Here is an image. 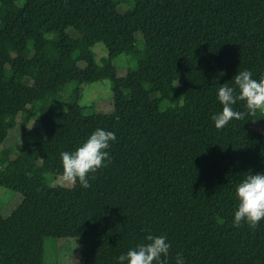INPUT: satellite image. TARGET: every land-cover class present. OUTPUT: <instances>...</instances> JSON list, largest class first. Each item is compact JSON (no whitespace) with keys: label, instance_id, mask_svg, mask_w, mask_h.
<instances>
[{"label":"trees","instance_id":"obj_1","mask_svg":"<svg viewBox=\"0 0 264 264\" xmlns=\"http://www.w3.org/2000/svg\"><path fill=\"white\" fill-rule=\"evenodd\" d=\"M130 51L137 68L120 76ZM240 70L264 74V0H0V147L31 117L46 134L17 157L0 148V186L23 198L9 216L0 205V264H46V239L64 238L120 264L148 234L166 237L168 264H264V220L233 225L236 186L264 173V112L211 119ZM105 79L113 112L89 114L84 85ZM97 128L116 140L91 186H50L60 153Z\"/></svg>","mask_w":264,"mask_h":264},{"label":"clouds","instance_id":"obj_2","mask_svg":"<svg viewBox=\"0 0 264 264\" xmlns=\"http://www.w3.org/2000/svg\"><path fill=\"white\" fill-rule=\"evenodd\" d=\"M233 79L235 87L225 83L218 89L222 111L211 117L217 129L224 128L232 120H244L246 115H254L258 110L264 112V74L257 80L253 79L251 71L240 70ZM237 101L245 103L247 112L234 110ZM115 140L114 132L97 128L74 152H61L63 181L68 185L78 181L82 187L89 188V174L107 166L105 161L110 162L111 157L106 149L110 141ZM235 194L238 205L233 225L240 227L247 223L250 228H256L264 220V173H246L236 186ZM144 239L147 243L138 244L126 255L119 256L120 264H168L170 244L166 237L148 234ZM176 264H184L181 254H177Z\"/></svg>","mask_w":264,"mask_h":264},{"label":"rangeland","instance_id":"obj_3","mask_svg":"<svg viewBox=\"0 0 264 264\" xmlns=\"http://www.w3.org/2000/svg\"><path fill=\"white\" fill-rule=\"evenodd\" d=\"M125 10L126 8H121ZM141 43V41H140ZM96 60L102 63L103 58L108 56V51L102 42L93 47ZM119 68L120 76H126L128 70L137 68V53L130 51L115 59ZM136 79V76H135ZM72 85L66 89V96ZM66 97V98H67ZM70 99H66L69 102ZM80 103L87 107L89 114H110L113 112L112 85L109 79L92 82L84 85V94ZM20 120V117H19ZM255 127V126H254ZM45 130L37 117H31L27 122L16 126L14 133L1 145L12 150V157L19 155V147H28L31 142L45 138ZM50 186L72 187L66 184L62 176L46 175ZM21 193L0 186V205L4 216H9L22 202ZM97 255L96 243L93 239H87L79 243L77 238L46 239L45 257L46 264H95Z\"/></svg>","mask_w":264,"mask_h":264}]
</instances>
